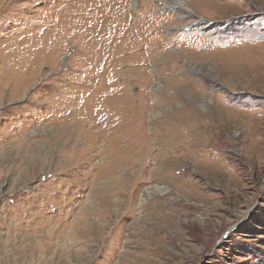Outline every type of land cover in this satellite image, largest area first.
I'll use <instances>...</instances> for the list:
<instances>
[{
    "label": "rangeland",
    "instance_id": "374dc122",
    "mask_svg": "<svg viewBox=\"0 0 264 264\" xmlns=\"http://www.w3.org/2000/svg\"><path fill=\"white\" fill-rule=\"evenodd\" d=\"M89 1L0 4V73L52 49L0 87V264H264V0H149L156 57L124 37L114 77Z\"/></svg>",
    "mask_w": 264,
    "mask_h": 264
},
{
    "label": "bare ground",
    "instance_id": "6f19581e",
    "mask_svg": "<svg viewBox=\"0 0 264 264\" xmlns=\"http://www.w3.org/2000/svg\"><path fill=\"white\" fill-rule=\"evenodd\" d=\"M3 1H5V0H0V4H3ZM106 1H108V2L106 3ZM139 1L143 2V4H141L140 6L137 7V12L140 14V20L134 21V22L137 23L134 26L129 22L127 24V27L126 28L122 27L119 30V32L115 31V30H111L109 28V25L111 24V22L113 20V16H111L109 14V12H108V3L111 2V0H105V3H104V0H90L89 1L90 2L89 3L90 4V13L88 14V13L85 12L84 13L85 14V16H84L85 18H83V19L86 20V18H87L89 20L90 25H91V29H90L91 35L97 36L99 39L107 41L106 42V47H105L107 50H105L104 53L101 50H98L99 54H97V51L95 52L96 53V55H95L96 57H100V56L102 57L101 61H98V58H94V61L98 62L97 65H93L91 62H90L91 64L88 62V67L86 66V64L82 65V67H84L83 69H84L86 75L88 74V72H90L92 70H95V71L98 70V71H100V73L103 72L104 70H108L110 72V74L113 75V77L116 76L117 71L114 70V69L117 68L119 65H122V63H126V61L124 60L125 61L124 62L122 60L121 56L119 55L125 49H121L120 52H119V49H118L116 51V53H113L115 50H113V51L110 50L109 45H113V47L115 48L117 45H119L120 41L122 42V38L124 39V37H129V38H132V39L135 38V39H137L136 41H140V42L141 41L147 42L148 44L146 46V49H144L147 52V53L145 52V54L147 55V59L148 58L154 59V57H156V53H155L156 49H155V43L154 42L157 41V40H161L162 39L161 33L158 32V30H157V26H159V20H158V18H152L149 15V11H150L149 10V0H145V1L139 0ZM84 4H87V3H84ZM0 7H1V5H0ZM140 7H142V9L139 10L138 8H140ZM176 7L178 9L186 11V12L189 11L186 7H184L180 3L177 4ZM79 8H81V6ZM84 8H85V6L83 7V9ZM79 15H80V13H79ZM76 17H78V15H76ZM72 20H73V18H72ZM169 24H170V22L166 21L165 25L167 26ZM174 28H177V27H174ZM127 40H129V39H127ZM128 43H129V41H128ZM124 47H122V48H124ZM51 50L52 49L51 48L49 49V47H48L45 51H40L39 53L35 54L30 60L29 59L28 60H24V62L27 63V65H24V67H21L19 65L20 63L14 64L13 67L12 66L7 67L6 68L7 70L5 71V73L4 72L0 73V74L3 75V78L1 79L2 81H0V87H4V86L10 87L11 85H14V87L19 88L24 82L22 74L26 72L25 70L27 68H29V69L30 68H34V66H36V64H38L42 60V58H44L46 56H49L51 58ZM131 50H132V48H131ZM137 51H138V49H137ZM139 51H140V49H139ZM123 54L126 55V52H123ZM26 55H25V57H26ZM172 58L169 57V58H166L164 60V64L163 65L168 66V67L165 68V71L167 73H170L171 72L170 70H172V69L174 70L175 67L177 66L175 64V62H176L175 59L174 58L172 59ZM86 59H89L88 54H86V56H85V60ZM107 61H108V63H107ZM144 61H145V59H144ZM135 63H137V62H135ZM16 91H19V90L17 89ZM92 99H93V96H91V99H90L89 103L92 101ZM103 101H104L103 103L98 105V109H97L96 112H94L95 110L92 109L93 107L92 108L83 107V109H81L82 107L78 108V107L74 106V108L71 107V109L70 108H66V109H70L69 111H71V112H76L77 110L78 111L80 110L81 114H79V115L81 116L82 120L88 118L87 116L91 115L92 113L94 115V113L104 112V111H106L108 109V107L112 108V110L116 111V108L113 106V105H115L114 102L116 101V99H114V98L112 99L111 98L110 100H108V98H105ZM84 116H85V118H83ZM83 124H84V127H85V131L89 132V128H90L89 127V123L83 122ZM85 135L87 136V141L88 142H91L95 138L90 133H87Z\"/></svg>",
    "mask_w": 264,
    "mask_h": 264
}]
</instances>
